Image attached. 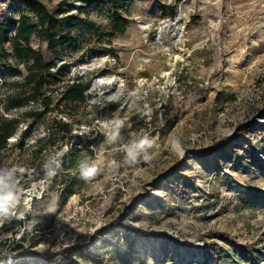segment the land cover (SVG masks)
I'll list each match as a JSON object with an SVG mask.
<instances>
[{
  "label": "rangeland",
  "instance_id": "374dc122",
  "mask_svg": "<svg viewBox=\"0 0 264 264\" xmlns=\"http://www.w3.org/2000/svg\"><path fill=\"white\" fill-rule=\"evenodd\" d=\"M40 1L60 19L82 7L102 31L108 12L129 22L101 41L72 31L76 44L57 56L30 37L53 63L54 102L68 82L90 87L67 106L71 117L56 112L71 123L66 138L32 121L27 139L21 123L0 147V264H210L205 245H224L212 232L264 246V0ZM22 14L36 22L25 0H0V26ZM29 62L2 56L0 92L15 94ZM145 138L148 159L133 161L128 149ZM64 153L74 167L61 169ZM85 162L96 175L83 177ZM66 171L82 183L63 199ZM177 174L197 186L188 199L168 188Z\"/></svg>",
  "mask_w": 264,
  "mask_h": 264
},
{
  "label": "trees",
  "instance_id": "16d2710c",
  "mask_svg": "<svg viewBox=\"0 0 264 264\" xmlns=\"http://www.w3.org/2000/svg\"><path fill=\"white\" fill-rule=\"evenodd\" d=\"M83 1L98 4L107 2L123 7L127 0ZM25 2L36 18L35 23H30V16L22 14L17 19H4L0 26V44L5 38H9L11 41V52L0 53V59L2 56L5 58L8 55H12L18 62H27L30 59V62L26 64V74L20 81L15 83V94L0 92V108H2L0 112V147L4 146L7 139L19 130L21 123H25L26 127L20 131L18 139L19 141L27 139L31 132L32 121L45 123L47 125V135H52L56 138V141L58 138H66L71 133V123L57 119V113H65L66 116L71 117V113L66 109L67 106L83 101L84 92L90 87V81L84 83L78 79L68 82L61 91L58 90V98L54 102L56 97L54 91L58 88L53 87L56 80V76L51 71L53 63L44 59L40 49L29 45V39L33 34L40 40L46 41L47 49L54 56H57L67 44H76L77 39L72 31L82 34L86 29L98 41H101L104 38H110L114 34L123 33L129 22L127 17L111 11L107 13L111 24L110 30L102 31L88 16H84L82 19L79 17V14L84 10L82 7L77 8L78 14H70L65 19H60L49 13L40 0H25ZM63 4L64 0H61L59 2L60 8ZM11 29H13L12 34H10ZM108 51L113 54L112 49H108ZM5 84L7 83L4 82ZM29 100L34 101L38 106L22 111L21 107L23 104H27ZM15 110L21 111L14 114L13 111ZM9 114L13 115L9 116ZM45 115H52V117L45 121ZM49 124H52L51 127L54 125L57 128L52 131L48 127ZM247 127H249L246 129L249 134H261L260 130L252 124L247 125ZM218 146L222 149L226 148V144L223 142H217L213 148ZM63 160L61 169L65 166L68 168L75 166V159L70 157L68 153H64ZM66 176L60 186V196L63 199L74 193L76 186L82 183L79 171H66ZM177 180V183L172 180L168 181L169 190L179 198L188 199L191 189L197 188L195 182L184 179L179 174H177ZM208 235L218 236L224 242V245H222L211 241L205 245L204 259L209 261L210 264H262L261 253L259 249L252 247L253 244L241 243L224 232H212ZM59 254L63 255L64 252ZM188 264H200V262L191 260Z\"/></svg>",
  "mask_w": 264,
  "mask_h": 264
},
{
  "label": "clouds",
  "instance_id": "9594fccd",
  "mask_svg": "<svg viewBox=\"0 0 264 264\" xmlns=\"http://www.w3.org/2000/svg\"><path fill=\"white\" fill-rule=\"evenodd\" d=\"M116 134L113 133L112 139H115ZM152 146V142L149 141L147 138L143 139L142 141L133 144L129 149H128V156L130 159L133 161L136 160L137 156H139L141 153H144V159L147 160V149ZM81 167V172L84 178H90L94 175L97 174L98 169L97 167L93 165H89L86 162L82 163L80 165Z\"/></svg>",
  "mask_w": 264,
  "mask_h": 264
},
{
  "label": "crops",
  "instance_id": "0c3cea01",
  "mask_svg": "<svg viewBox=\"0 0 264 264\" xmlns=\"http://www.w3.org/2000/svg\"><path fill=\"white\" fill-rule=\"evenodd\" d=\"M252 247H254L255 249H259L261 256H262L261 263L264 264V246H256L253 243Z\"/></svg>",
  "mask_w": 264,
  "mask_h": 264
},
{
  "label": "water",
  "instance_id": "95a60500",
  "mask_svg": "<svg viewBox=\"0 0 264 264\" xmlns=\"http://www.w3.org/2000/svg\"><path fill=\"white\" fill-rule=\"evenodd\" d=\"M97 83H100V81H98ZM258 154H260V153L258 152ZM260 156H262V155H260ZM262 157H264V156H262Z\"/></svg>",
  "mask_w": 264,
  "mask_h": 264
}]
</instances>
